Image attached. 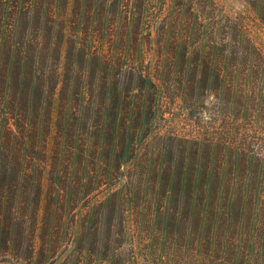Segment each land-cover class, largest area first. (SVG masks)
<instances>
[{"label":"rangeland","instance_id":"1","mask_svg":"<svg viewBox=\"0 0 264 264\" xmlns=\"http://www.w3.org/2000/svg\"><path fill=\"white\" fill-rule=\"evenodd\" d=\"M253 125L264 0H0V264H264L201 192Z\"/></svg>","mask_w":264,"mask_h":264},{"label":"trees","instance_id":"2","mask_svg":"<svg viewBox=\"0 0 264 264\" xmlns=\"http://www.w3.org/2000/svg\"><path fill=\"white\" fill-rule=\"evenodd\" d=\"M263 133L264 131H259L253 125L252 134L241 133L235 141L243 166H251L256 176L264 173ZM10 144L11 142L8 141L7 150H10ZM201 190L206 200L208 213L213 217H218L220 221L221 234L219 233L218 245L221 250L231 253L235 242L234 235L239 231L240 225L247 227L248 232L251 230L255 236H258L260 238L258 243L261 244L264 236V193L262 191L258 193L256 186L250 189L229 187L221 195L223 200L219 203L220 187L206 186ZM256 194H259V198H254ZM209 227H211L210 224ZM224 262L223 264H228V261L224 260Z\"/></svg>","mask_w":264,"mask_h":264}]
</instances>
